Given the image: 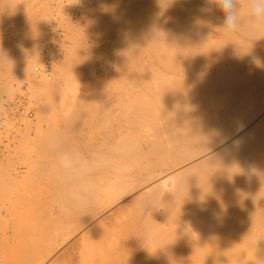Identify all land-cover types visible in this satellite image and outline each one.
Segmentation results:
<instances>
[{
    "label": "bare ground",
    "instance_id": "obj_1",
    "mask_svg": "<svg viewBox=\"0 0 264 264\" xmlns=\"http://www.w3.org/2000/svg\"><path fill=\"white\" fill-rule=\"evenodd\" d=\"M125 1H127V0H125ZM128 1L132 2V3H128V4H133L134 7L137 6L135 4H138L139 5L138 7H141L140 10H142V13L145 12L144 14H146V16L149 20V22H147V21L141 22L142 24H140L137 27L138 30L135 28L137 30L136 31L137 34H136L135 38H133V40L130 43L128 42V47H130L129 44L130 45L133 44V46L137 44V46H134V48L139 46L140 49H142L141 47L144 46V48H146V50H147L146 52H148V51L150 52V54H149L150 57L149 56H147V57H149L150 61H152L154 63L153 64L149 61L151 63V65L147 69L152 70V68H153L154 74H158V73L161 74L162 79L160 78V81H159V77L157 76L158 77V79H157L155 76L153 81H149L150 79L152 80L151 77L153 74L151 73L152 75H150L151 76L150 79L147 77L148 82L146 80H143L142 81L143 83L141 82L142 85L136 84L137 86H135V87L140 86L139 88H141V86H142L141 91L140 90L139 91L140 92L143 91L145 96L143 93H141V94H143L144 97L140 94H139V97H137L138 94L135 96V98L131 97L133 99H131L129 97L131 100L130 99H128V100L126 99V100L127 101L130 100L131 102L130 101L126 102V104H125L124 99H121L120 102L123 105H121L120 108L123 109V111L120 109L117 112V113H120L119 116H120L121 120L119 118V121H116V120H118V118H117L118 116H117L116 112L114 111L115 113H113L112 110H111L112 112H110V109H111V107H109L110 105L106 106V107H108L109 111L107 112L105 109L106 113L105 114L103 113V115L105 117V121H106V119L107 120L112 119L111 121H115L119 124V127H117L118 131L116 128L117 132L114 133V131H112L110 129L112 131L110 133H112V134H110V138H108V139H110L109 141H111V143L109 144V142L107 141L109 146L111 145L110 147L116 151L115 153L117 154V157L115 156L113 158V157H110L111 155L109 156L107 154L110 157L109 158L106 155V157L109 158L108 160H106V158H105L106 161H103V160L101 161L100 159H98L99 162L96 161L97 164H95V165L98 166L97 168L101 167L102 169H100V170H101V172H103L102 170H104L105 168L109 167V169H110V166L115 165L114 167H116V165H117L116 163H120L119 166H117V167L121 166L120 168L123 167L122 164H124V166L127 164L126 167H129V166L131 167V165L133 167V165L144 163V162H142L144 160L142 157L147 156V153L150 156L149 152L147 151L148 148L146 149V152H147L146 155L144 152L140 154V152L137 151V150H139V148L137 147L136 144L134 145L135 140L131 141L132 140L131 137L133 136V133H134V135H135V133L137 135V133L139 132V129H141V128L138 129V126L140 125V127H141V124L142 125L148 124L147 125L148 128L150 126H154V129L150 127L153 130V138L149 139L150 138L149 137L148 139L150 141L148 140V144H147V142L145 144L150 146V148H149V149H151L150 153H153L151 156L152 157L155 156L154 158H156V159H154V160L156 161V163L154 162V160L151 159L152 158L151 156L145 157L146 161L148 160L149 165L151 167L152 166L155 167L157 164L160 165L159 162L161 161V159L165 158V159H167L168 162L169 161L174 162L175 163V164L173 163L174 166L175 165L179 166L182 164H183V166L179 167L180 169H178L174 172L172 171L171 173L166 174L165 176H162V178L160 180L158 178L159 181H157V183L155 185L153 183V186H151V187L148 186V188L146 187V189H142L140 191V193L138 194V196H139V198H141L142 200H145L146 202L147 201L150 202V200L152 202L154 200H157V202H158V200H159V201H163L164 206L166 208H167L166 205H168V207H169L168 209H171V212L173 213V215L170 213V215H172V219H173L172 221H174V219L176 220V222L174 221L175 227H176V223L179 222V224H180V222L182 221L183 227H181V228L179 226H177V227L179 228L180 231L182 229L183 232L182 231L178 232V230L176 228L179 235L182 236L180 239L182 240V238H183V240H182L183 245H181V246H188V247L192 248L189 250L188 247H187V249H184V247L182 248L180 246L175 245L176 247H180L181 249L180 248H178V249L174 248V250L169 249V251H166L164 253V256L166 258L164 260L172 261L171 259H174V257H175L178 260L177 264H264V116L261 115L263 117L260 116L261 118H259L258 122H256L254 125H253L254 122L253 123L250 122V119L255 118L254 116L258 114V112H257V114L255 113L256 110L258 111L259 107H260V109L262 111V108H264V107H262V106H264V89H263L264 86H263V88H261L262 87V81L264 83V80L259 75V74H261L260 72H262V74L264 72V70L261 69L262 64L264 66V62H262L264 60H263V57H262V59L260 58L261 60H259V62H261V63H259L258 65H260V69L262 70L261 71L259 69V67L256 64H254V61H256V59L253 60L254 57L252 58V56L254 54L264 55V47L252 46V45H258V44L260 45L262 43L264 44V33L253 34V33L249 32V26L252 23V20H251L250 16L248 15L246 9L243 8L240 4L237 5L238 8H241L240 15L238 18L239 31L232 36H225L223 34V31H222V19H223L222 11L215 8L214 5H212L211 3L206 2V0H128ZM130 6L131 5H129V7ZM131 8H133V7H131ZM208 8H212L213 11H211V12L206 11V9H208ZM127 9L128 8H126V10ZM133 9H136V8H133ZM138 10H139V8H138ZM131 11H132V9H131ZM40 25H41V21H40ZM38 26H39V24H38ZM66 26H68V25H66ZM54 28H55V26H54ZM54 28H53V30H55ZM68 28H71V27L69 26ZM57 30H58V28H56V30L54 32L59 31V30L58 31ZM68 31H69V29H68ZM133 32H135V30ZM56 34H58V33H56ZM133 36H131V37H133ZM129 37L130 36H128V38H126V40L132 39ZM242 42H247L249 45L248 48H243L244 51L240 47V45L242 46ZM125 45H124V47H125ZM140 45H142V46L140 47ZM6 46H8V45H6ZM133 46H131V47L133 48ZM0 47H2V46H0ZM3 47L5 48V46H3ZM4 48L2 50V53L5 52ZM12 48L14 49L15 45ZM126 48H127V45L125 47V50H127V52L132 51V48H130L131 49L130 51ZM139 48L137 51L138 53H139ZM7 49H8V47H7ZM13 49H11V50H13ZM23 49L24 48H22V51H23ZM122 49L124 51V48H122ZM9 50L7 52L10 53L11 50L10 51ZM15 50L13 52L14 54L17 53L16 52L17 50L16 51ZM144 50H141L142 53H140V55L144 54L143 53V52H145ZM25 51H27V50H25ZM25 51L23 52L22 56H20V58L18 57L19 58L18 59V65H19L18 69H20V67H21L25 71L27 70L29 72L30 70H32V69H30V67H31L30 63L33 61V56H35V54L34 53H33L34 55L31 54L34 51H32V52L27 51V53H25ZM35 52H36V50H35ZM134 52H132V54ZM2 53L0 54V56H1L0 60L3 61V59H5V57H3ZM126 53H125V55H126ZM146 54L148 55V53H146ZM4 55H5V53H4ZM6 55L8 57L10 54L8 55V53H7ZM20 55H21V53H20ZM135 55H134V57H135ZM137 56H139V54H137ZM137 56L135 58H137ZM36 57H37V55H36ZM143 57H144V55H143ZM145 57H144V59L146 60L147 58H145ZM135 58H133V60ZM9 59H11V57ZM141 59H142V56L140 57V60ZM233 59H236V60H233ZM227 60H229V61L231 60V61H235V62L238 60L241 62V64L239 63L240 65H238V63H237V65H233L236 67L231 66V68L233 70L229 67V65L231 64V61L228 62V64L230 63L229 65L227 63H226L227 65H225V63H224V65L221 66L223 64L221 62H225ZM11 62L12 61H10V63ZM36 62H37V60H36ZM5 63L7 64L6 66H9L7 62H5ZM128 63H129V61H128ZM131 63L132 62H130V64ZM140 63H141V61H140ZM155 63H158V64H155ZM1 64H2V62H1ZM123 64H125V63H123ZM11 65L14 66L13 64H11ZM33 65L34 64H32V66ZM51 65H53V63ZM128 65H126V66H128ZM37 66L44 67L45 65L42 62H40L37 65H34L33 69H34L35 74H38V71L36 70ZM132 66H133V64H132ZM151 66H152V68H151ZM16 67H17V65H16ZM160 67L166 71H168V70L173 71L172 77H173V73H174V75H175L174 78L170 77L171 75H169L168 73H165L166 71L160 69ZM129 68H130V66H129ZM141 68L145 69L144 66ZM22 69H21V71H22ZM24 70H23V72H24ZM161 70H162V72L164 71V73H165L164 75H163V73L160 72ZM216 70H217V73L219 74V78H220V80L218 79L219 83L218 82L215 83V80L214 81L210 80L211 83L213 82L212 84H215V85L210 84L209 83L210 81H208V84L210 86H208L207 82H206L205 88L202 90V88L199 87L198 82H200L201 79L205 80V79H208L209 77H212L215 74ZM140 71H142V70L139 69V72ZM24 73H26V75H27V72H24ZM128 73H130V72H128ZM134 73L138 74L136 72H134ZM169 73L171 74V72H169ZM145 74L146 73H144L143 76H146ZM147 74H150V73L147 72ZM42 75H44V73ZM168 75H169V77H168ZM141 76H138V78ZM34 78H36V77H34ZM122 79H124V78H122ZM140 79L141 78H139L137 80H140ZM144 79H146V78H144ZM125 80H126V78H125ZM36 81H38V80H36ZM28 82H29V80H28ZM118 82H120V81H118ZM132 83H133V81H132ZM138 83H140V81ZM113 84H115V83H113ZM41 85L42 84L40 83V86ZM211 86H213V87H211ZM133 87H134V84H133ZM8 88H10V87H8ZM16 90H18V88ZM3 91H6V89ZM7 91H8V93L10 92L8 89H7ZM41 91H42V89H41ZM32 92L34 93L35 91H32ZM135 92L138 93V91H135ZM206 94L207 95H216L214 97H219V99H221L220 98L221 95L222 96L224 95L222 100L228 102L227 105L229 107L228 106L227 107L229 109H231L232 111H234V114H232L231 116L228 115L225 111L224 112L221 111L222 113L219 114V116L221 118L229 117L228 120L231 124L232 131L227 136H224L221 132H217V135H215L212 138L207 136V134H206L207 137L205 136L204 133L207 132V129L211 128L212 123L211 124H209V123L213 119V117H212V119L211 118L209 119V117H208V116L211 117V115L213 116V114L208 115L209 112H207L206 118H208V119H206L205 118L206 113H201L202 111L204 112V110L199 112V110H200L199 104H201L200 103L201 100L207 101L209 99L206 96ZM37 95H38V93H37ZM116 95H117V93H116ZM110 96H111V94H110ZM113 96H114V94H113ZM7 97H9V96H7ZM206 97H207V99H206ZM214 97L212 96L213 99H215ZM110 98H112V97H110ZM253 98H254V101L252 100ZM80 99L81 98L78 99L79 100L78 103H81ZM84 99H86V98H83L82 100H84ZM216 99H218V98H216ZM250 100L254 102V103L251 102L252 106L254 104L253 107L252 106L249 107V105H248V104H251L249 102ZM93 101L94 100L92 99V103H93ZM203 101H202V104H203ZM210 101H212V100L210 99ZM115 102H114L113 108L115 107V104L117 103V102L116 103ZM82 103H83V101H82ZM85 104H84L85 108L89 107V105L86 107ZM156 104L158 106H156ZM118 105H120V104H118ZM74 106H76V104ZM74 106L72 109V111L74 110L73 116H71L73 119H74V116L79 112V110L81 111L80 107L82 105H77L75 107V109H74ZM98 108L95 107V109H97V110H98ZM212 109L213 108L211 107L209 110H212ZM214 109H213L212 113L215 112ZM162 110H163V112H162L163 114H161ZM240 111H243L245 114L248 115V118H250L249 122L251 123L252 126H249L248 129L245 127L246 124L248 123V120H246L247 121V123H246V121H243L242 119L240 120L239 117L237 116V113ZM87 112H88V110H87ZM98 112L99 111H97V113ZM101 113H102V111H101ZM101 113H100V116L98 115V117H102L104 119V117L102 116ZM2 114H4V113H2ZM35 114H37V113L34 112V115ZM92 114H93V111H92ZM69 115H68V117H69ZM80 115H81V113H80ZM85 115H87V114H85ZM258 115H257V117H258ZM77 116H78V114H77ZM83 116L84 115L82 114V117ZM94 116H95V114H94ZM113 116H117V117H113ZM203 117L208 121V123H205V122L203 123L200 121V123L203 124V125H200L199 120L204 119ZM28 118L30 119L31 117H28ZM95 118H97V116H95ZM68 119H70V118H68ZM75 119H77V117H75ZM81 119H84V118H81ZM87 119L88 120L84 119V121H86V122H83V120H80V117H79V120H77L79 122L81 121V123L83 122L84 125L88 126L87 130L84 128V130H86L84 132H81L82 129H79V127L77 129L78 125L76 126V128L74 126V128H72V129L70 127L72 124L70 125L68 123L70 126H68V125H66V126H68V128L70 127L71 131L69 132V134L72 132L71 135L75 139V142L81 141L82 143H84V141H85L86 143H84V144H86L87 148L89 149L87 151H90V150L92 151V149L94 148L95 145L93 146V148H91L92 146L90 143H93V142H90V141H92L91 139H93V141L98 140L96 138L94 139V137H93V135H94L93 133H97L96 131H94L95 130L94 128L97 126V125H95V122H98V121L93 120V119L89 120V118H87ZM103 119H101V120L103 121ZM205 119H204V121H205ZM74 120L72 122L73 125H74ZM98 120L101 121L100 119H98ZM123 121H126V122H124V123H126V125L123 123ZM100 123L101 122H98L97 124L100 125ZM105 123L106 122H104L103 124H105ZM27 124H28V122H27ZM107 124H108V122H107ZM109 124H111V122ZM102 125L100 127H102ZM207 125H210V126H208L209 128L207 127ZM79 126H80V124H79ZM81 126H82V124H81ZM100 127L96 128V129H99ZM106 127H107V125H106ZM18 128H20V127H18ZM102 128L100 130H102ZM144 128H147V127H144ZM63 129H67V127L63 128ZM106 130H107L106 133L108 134L110 130H108V129H106ZM100 132L102 134V131H100ZM65 133L66 132L61 133V136L65 135ZM148 133H149V136H150V134L152 135L151 130ZM99 134H98V136H100ZM45 135H47V134H45ZM45 135H43L42 137L43 138L46 137ZM50 135H51V133H50ZM58 135L59 134H57L54 138L56 139V137H58ZM66 135H67V133H66ZM61 136H59V137H61ZM115 136H117V137H115ZM140 136H141V134H140ZM62 137H64V136H62ZM95 137H96V134H95ZM144 137H146L145 134H144ZM61 138L59 140L60 144L64 141L63 138H62L63 141H61ZM115 138H116V141H115ZM55 139H54V141H55ZM46 140H47V138H46ZM66 140H67V138H66ZM40 141L43 142V140H40ZM51 141H47V142H51ZM59 141L58 142L56 141V142L59 143ZM42 142H39L38 144L41 145ZM56 142H54V143H56ZM130 142H132V144ZM220 142H223V143L221 145L219 144L220 146L218 145L219 148H215V147H217L215 145H217ZM51 143H52V145L54 144L53 142H51ZM51 143H50V145L49 144L48 145L51 146ZM57 143L55 144L56 146L50 147L52 154L49 153L50 150H49L48 145L46 144L47 145V147H46V145L43 143L44 147L48 148V149H46V151L49 150V152L47 151V153L43 154L44 156H46L45 158H48L47 157L48 155H46L48 153H49V158L51 157L50 154L53 155L54 157H55V154H56V156L58 155L59 157H61V156L63 157V155L65 156V151L63 150L64 146L59 144L60 146H62V149H61V147H59V145ZM99 143L97 145H99ZM103 144L105 145V143H103ZM108 144H106V145L108 146ZM57 145H58V147H57ZM63 145H65V144H63ZM102 145L101 146L99 145V146L94 148L93 153L94 154L98 153L95 156L99 155V153H101V151L103 150ZM140 146H142V145H140ZM75 147H76V145H75ZM65 148H67V147L65 146ZM71 148H72L71 150L73 152L69 151L70 150V147H69L68 148L69 150H66L68 152L66 154H71V153L74 154V152H76V150L73 147H71ZM41 150H42V152H44L43 148ZM61 150H63V153ZM107 150L111 151V153H112V150H110V148L109 149L106 148V151ZM60 152L63 155L60 154ZM137 152L140 155H137ZM76 153L74 154V158H72L73 160H75V158L77 157ZM202 153L203 154L205 153V155L202 156ZM116 154H113V155H116ZM200 154L202 156L201 158H200V156H198ZM43 155H41V156H43ZM41 156L39 155V158ZM58 156H57V158H59ZM86 158L84 157V161L80 162V164L77 163L79 161L77 160L78 158H76L75 161H77V162H74V164L72 163L73 165L71 164L72 159L70 161L69 160L66 161L68 158L65 161H64V159L61 160L64 162V164H62L60 160H59L60 161L59 163L57 162L58 164L56 162H54L53 164L52 163L50 164L49 163V162H51L50 160L48 163H47L48 160L43 161V164H42V162L40 164L36 162L37 165L39 164L40 168H38L39 166H36V164H34L33 159H30V161H33L32 162L33 165L32 164L28 165L30 167V169H31V166H33V167L36 166L35 168H37L36 171L33 172L34 177L38 171L44 172V173L41 172L42 176L44 174H46V175L49 174V175H47V180L51 181L52 184L53 183L55 184L54 185L55 187L53 186L55 189H52V191H54V192L56 191V194L60 191L58 189L60 186L58 187V185L63 184L64 182H66L67 185L70 184L69 188L67 187V185H65V187L63 186L64 188L61 187L63 190H65L62 192H66L67 190L65 188L67 187V189L69 190L68 193H70V194H68V193H67V195L65 193H62L63 195L60 193L57 194V196L60 195L59 197H62V199L58 198L59 200H57V201L60 203L61 202L60 200H64L63 202L65 205V208L69 207L68 209L70 210L73 207V211H71L72 209L70 210L72 213L70 211H68L71 213V214L69 213L68 215H66L68 218L65 217L66 218L65 219L64 218L65 215L62 217L63 219L60 218L61 222H59L60 221L59 217L58 218L56 217V220L57 219L58 220L56 222H53L52 226L49 228L48 231H46L44 233L42 232L43 234L38 235V236L34 234L33 236H35L34 237L35 239L33 238L32 241H30V242L27 241L24 244V245H26L25 247L17 248L13 251H10V252H12V255H11L12 258H10V261L12 262V260H14L12 263L9 262L10 264H41V263H43L45 260H47L55 252V250L60 245L65 243L67 238L70 236V234L73 233V232L69 233L68 235L66 234V237L64 236L65 232L61 231L58 234L59 230H64L63 225L64 226L67 225V224H62V223L69 221V222L73 223V224L70 223L72 225V227H73V225L77 224L75 226V228L77 229V228H81V227L86 226L94 218V216H96V214H97L96 212H97L98 208H97V206H94L93 202L91 204H90V202L92 201V198L95 199V196L97 193V190L95 191V189H97V187L101 189V186L97 185L98 184L97 181L100 178L97 179V177H99V175L95 179V176L93 177L92 174L91 175L87 174L89 172L90 173L92 172L91 171L92 169L90 170V168H89L90 171H88L87 173L85 172V171H87L85 169L90 167L89 163H87L88 165L85 167H84V165L81 166L85 161L87 162V160H85ZM99 158H102V157L99 156ZM90 159H93V158H90ZM157 159H159L160 161ZM37 161H38V159H37ZM80 161H81V159H80ZM116 161H118V162H116ZM96 162L93 161V163L91 162V164L94 165V163H96ZM163 162H165V161L163 160ZM66 164H71L70 168L72 167L71 171H72L73 176H72V174L71 175L69 174V175H66L63 177L64 174H67L70 172L69 168L68 169L65 168V167H69ZM168 164H170V163H168ZM214 165H215V167L213 169L210 168L211 170H209V172L214 170V169H215L214 171H216V172L213 171L214 173L210 172L211 173V174L209 173L210 175L207 174V172H208L207 169H209L210 166H214ZM79 166H81L82 169H79L80 168ZM166 166H167V164H166ZM76 167H79V168H76ZM126 167L124 168L125 170H126ZM140 167H143V165L142 166L140 165ZM120 168H117L119 173H121V171H119ZM95 169H96V167H95ZM117 169L115 168L114 170H117ZM28 170H29V168H28ZM121 170H123V169H121ZM195 171H197L196 172L197 174L195 173ZM107 172H108V169H107ZM118 172L114 173V175L115 174L117 175ZM199 172L202 174H200ZM41 173L38 172V174H40L39 175L40 177H42ZM109 173H111V171ZM50 174L52 177L50 176ZM60 174H63V175H60ZM16 175H18V174H16ZM116 175H115V177H117V179H118L119 175H117V176ZM146 175H144V176L147 177V179H148V177L150 178L149 175L148 176H146ZM162 175H164V173ZM39 176H36V177H39ZM67 176H68V178H67ZM69 176H71V177L69 178ZM130 176H133V175H130ZM115 177L113 178L115 183L113 180H109L108 181L109 184L121 183L120 182L121 177L119 178L120 181L117 183H116L117 179L115 180ZM10 178H11V176H10ZM45 178H46V176H45ZM93 178H94V181L95 180H97V181L94 182ZM108 178H106V179L108 180ZM151 178H154V177L151 176ZM88 180L91 182H89ZM107 180H106V182H107ZM145 180H146V178L144 179V181ZM152 180L153 179H151V181ZM19 181H20V179H19ZM43 181H45V180L43 179ZM82 181L83 182L86 181V183L89 182L88 184H90V185L87 184L88 185V187H87V185L85 186L86 183L83 184ZM104 181H105V179H104ZM168 181H172V184H169ZM17 182H18V180H17ZM58 182H60V184H57ZM68 182H69V184H68ZM101 182H103V178H102ZM8 183L11 184L12 182L8 181ZM48 183L50 184V182H48ZM122 183H123V181H122ZM12 184H13V186H15L16 183H12ZM101 184L99 182V185H101ZM103 184H102V186L104 187ZM1 185H2V183H1ZM106 185L104 187L105 189L107 187ZM94 186H96V187H94ZM51 187L52 186H50V188ZM101 190L103 191V189H101ZM51 194H53V193H51ZM56 194H53V195H56ZM49 195H50V193H49ZM49 195H47V196L49 197ZM101 197H102V192H101V194L99 193V195L96 196V198H98V200ZM68 198H70V199H68ZM53 199H55V198H53ZM0 200H2V199H0ZM102 201H103V199H102ZM105 201L106 200L104 199V203L103 202L102 203L105 204ZM11 202H13V201H11ZM11 202L9 201V203H11ZM58 202H55V203H58ZM63 202L61 203L62 206H60L61 207L60 209H65ZM67 202L72 207L68 206ZM149 202H147V203H149ZM152 202H151V204H152ZM57 205H60V204H57ZM1 207L5 208L6 212L8 211L7 206H5V204H2V202H1ZM1 207H0V209H1ZM66 210L67 209H65V211ZM100 211H101V209H100ZM68 212L66 211V213H68ZM62 220H65V221H62ZM69 222H68V224H69ZM4 223H5V220H4ZM100 223H101V221H100ZM173 224H171V225L173 226ZM171 225H170V227H172ZM5 226L6 227L3 229V231L5 230L4 232H6L8 230L7 228H9L8 225H5ZM73 229H74V227L72 228V230ZM165 229H167V227ZM158 230H160V229H158ZM92 231H94V228H89L86 231H84L83 232V237H84L83 239H85V240L89 239L88 236L92 233ZM161 231H162V233L165 232L163 230H161ZM61 233H62V236L60 237L61 239H59V237L57 239L56 238L57 234L60 236ZM178 233H176L175 235H178ZM180 233H182V234H180ZM14 234H16V233H14ZM165 234H166V232H165ZM171 234H173V233H171ZM0 235L2 236L3 234L0 233ZM9 235L11 236V234H9ZM167 235H168V237H167L168 241H164L165 243H162V244L160 243V245L165 246L166 243H169L168 245L173 246L171 244H174L175 236L170 235V234H167ZM179 235H178V238L176 236V238H177L176 243L178 242V240H180ZM13 236H16V235H13ZM36 236L38 237L37 239H36ZM169 236L170 237L173 236V237L170 238V240H169ZM2 237L5 238L4 236H2ZM2 237L0 238L1 240H2ZM164 237H163V239H166ZM5 239L7 240V235H6ZM12 240H14V237L12 238ZM83 242H84V240H83ZM76 243L77 242H73L71 245L67 244L68 246H65L66 249H64L63 252L64 253L68 252L70 249H72V247H74V245L76 246ZM166 247H164V248H166ZM165 254H167V255H165ZM166 256H168V257H166ZM95 259H97V258H95ZM56 261L58 262L59 260H56ZM173 261H175V260H173ZM51 264H53V263H51ZM173 264H175V263H173Z\"/></svg>",
    "mask_w": 264,
    "mask_h": 264
},
{
    "label": "rangeland",
    "instance_id": "obj_2",
    "mask_svg": "<svg viewBox=\"0 0 264 264\" xmlns=\"http://www.w3.org/2000/svg\"><path fill=\"white\" fill-rule=\"evenodd\" d=\"M128 3H132V2H129L128 0L127 1H125V0H0V46H2V47L5 46V48L3 47L5 50V52L3 51L5 53V55H4V53H2L3 48L0 47V54L2 53L3 57H5V59H3V61L0 60L2 62V64L4 65L3 66L0 62V108L2 109V110L0 109V118L3 115L2 113H4L6 110L4 108L5 100L11 99V97L13 98L18 92H22V91L27 92L28 97H29V102H30L29 104L35 110L34 112L37 113L34 116H32L30 119L26 117L27 119L26 118L24 119L25 120L24 126H22L20 128L17 127L15 131H13V132L6 131L4 133V135H1V133H0V165H1L0 166V186H1L0 187L1 188L0 189V199H2V200H0V207H1V202H2V204H5V206H7V208H8L7 212H6L5 208H3V207H1V209H0V233L3 234L2 236H4L5 238L7 235V240L0 235L2 237V240L0 239V241H1L0 242V264H10L9 263V262H11L10 258H12V256H11L12 252H10V251H13L17 248L25 247L26 245H24V244L27 241L28 242L32 241V239L35 237V236H33L34 234L38 236V235H41L44 232L48 231L49 228L52 226L53 222H56L58 220V219L56 220V217L57 218L59 217V219H60L65 215L64 218L65 217L68 218L66 215H68L71 211H73V207L71 205H69L68 202H67V205L72 207L71 208L72 210L70 209L71 211L68 209L69 207L65 208V205L63 202L64 200H60L61 201L60 203L57 201L60 198L62 199V197H59L60 195L57 196V194L65 193L67 195V193L69 192V190L67 189V187L69 188V185H70L69 182H68L69 185H67L66 182H64L63 184H60V182H58L57 184H60V185H58V187L60 186L58 189L61 192L58 190L59 192L56 194V191L55 192L52 191V189H55L54 188L55 184L54 183L52 184L51 181L47 180V175H49V174H47V175L44 174L46 176V178H45L44 175H43L44 177L42 176V173H44V172L38 171L39 170L38 169L37 170L38 172H40V173L42 172L41 173L42 177L39 176L40 174H38V172L37 173L35 172L36 174L34 177L33 172L36 171V169H37L35 167L39 166V164L41 162L43 164V161H45V160L46 161L48 160L47 163L50 160L51 161V162H49L50 164L51 163L53 164L54 162L59 163L62 159H64V161H65L67 158L68 159L66 161H68V160L70 161L72 158H74V154L76 152H77L76 158H78L77 160L79 162L75 161L76 160V158H75V160H73V159L71 160L72 161L71 164L72 163L74 164V162H77L80 164V162L84 161V157L85 158L87 157L85 159V160H87V162L85 161L86 163L84 162L81 166L84 165V167H85L88 165L87 163H89L90 167L85 169L87 171H85V170L84 171L87 173L88 171H90L92 169L91 170L92 172L91 173L89 172L87 174H89V175L92 174L93 177L95 176V179L99 175V177H97V179L98 178H100V179H98V181L97 180L94 181V178H93V181L94 182L97 181L98 182L97 185L101 186V189H103V191L98 187H97V189H95V191L97 190V193H98V194L96 193V196L99 195V193L101 194V192H102V197L98 200V198L101 195L98 198H96V196H95V199L92 198V201L90 202V204L93 202L94 206H97V208H98V210L96 212L97 214H96V216H94V218L86 226L81 227V228L76 229L75 228V226L77 225L76 224V225H73L74 229L72 230L73 227L71 224H73V223H71L69 221L62 223V224H67V225H65V226L63 225L64 230H59L58 234L61 231L65 232L64 236L66 237V234L68 235L69 233H72V232L73 233L70 234V236L67 238L65 243L60 245L55 250V252L47 260H45L41 264H51V263H53V264H165V263L166 264H168V263L169 264L170 263L171 264H173V263L177 264L178 260L175 257H174V259H171L172 261L175 260L173 262L170 260H164V259H166L164 256V253L166 251H169V249L174 250V248L178 249L180 247H182V248L184 247V249H187V247H188V246H181V245H183V242H182L183 238H182V240L180 239L182 236H180L178 232H181V231L183 232V230L181 229V231H180L177 226H179L180 228L183 227L182 221L180 222V224H179V222L176 223V227H175L174 221L176 222V220L174 219V221H172L173 220L172 219L173 213L171 212V209H168L169 208L168 205H166L167 206V208H166L164 206L163 201H159V200H158L159 203L157 202V200H154L153 202L150 200V202L147 201V202H149V203H147L145 200H142L138 196V194L140 193V191L142 189H146V187L148 188V186L149 187L153 186V183L155 185L157 183V181H159L162 178V176H165L166 174H169L172 171L174 172V171L180 169L179 167L183 166V164L182 165L178 164L179 166H177V165L174 166V164H175L174 162H170V161L168 162L167 159H165V158L161 159V161L159 159H157L161 162V163L159 162V164L161 166L157 164L155 167H153V166L151 167L149 165L148 160L146 161L145 157L149 156L148 153L146 152V149L148 148L147 151L149 152L150 156L153 154V153H150L151 149H149L150 146H148L147 144H148V140L153 138V130L151 128L154 129V126H150L151 128L150 127L148 128V126H147L148 124L147 125L141 124V127H140V125L138 126V129L141 128V129H139L140 133L138 132L137 135H136V133L134 135V133L132 132L133 136L132 135H131L132 137L130 136L132 139L131 141L135 140L134 145L136 144L137 147L139 148V150H137V151L140 152V154L144 152L146 155V153H147V156L142 157L144 159L142 162H144V163L133 165V167L131 165V167L129 166L131 169L129 167H126L127 164L124 166V164H122V163H121L123 166L122 168H120L121 166L117 167V166H119L120 163H116L117 164L116 167H114L115 165L110 166L111 170L109 169V167L105 168V169L103 168L104 169V170H102L103 172H101V170H100V169H102L101 167L97 168L98 166L95 165V164H97V162H99L98 159H100L101 161L102 160L106 161L110 157H113V158L115 156L117 157V154L115 153L116 151L110 147L111 145L109 146L111 141H109L110 139H108V138H110V134H112L110 132L114 131V133H115L118 131L117 127H119V124L115 121H111L112 119H110V120L106 119V121H105V117H104L103 113L105 114L106 111L107 112L109 111L108 107H106V106L110 105L109 106V107H111V109L109 108L110 112H112V111H113V113L116 112L118 117L117 116H113V117H117L118 120H116V121H119L120 113H117V112L121 109L120 108L121 105H123L120 102L121 99H124L125 104H126V102H129L131 99H133L131 97L135 98V96L137 94H138L137 97H139V94L143 96V94H144L143 91L140 92L142 89V86H141V88H139L140 86H138V87H135V86L140 85V84L142 85L143 80H146L148 82L147 77L150 79V77H151L150 75H152V74H153L151 77L152 80L150 79L149 81H153L155 76L157 79L159 77V81H160V78L162 79L161 74H159V73L154 74L152 66H151L152 70L147 69L150 67L151 63H153V62L150 61V59H149L150 52L149 51L146 52L147 50H146V48H144V46L140 45V47L142 46L141 47L142 49H140L139 46L134 48V46H137V44L134 46H133V44L132 45L129 44L130 47H128V42L130 43L133 40V38H135V36L137 34L136 31L138 30L137 27L140 24H142L141 22H145V21L149 22L146 14H144L145 12L143 11L144 13H142V10H140L141 7H138L139 6L138 4H135L137 6L134 7L133 4H128ZM129 5H131V6L129 7ZM131 7L136 8V9H133ZM126 8H128V9L126 10ZM138 8H139V10H138ZM131 9H132V11H131ZM40 21H41V25H40ZM38 24H39V26H38ZM66 25H68V26H66ZM54 26H55V28H54ZM69 26L71 28H68ZM53 28L55 30H56V28H58L59 31L57 30L58 32H54L55 30H53ZM68 29H69V31H68ZM134 30H135V32H133ZM56 33H58V34H56ZM128 36H130L129 38H132V39L126 40V38H128ZM131 36H133V37H131ZM125 44L127 45L126 49H128L129 51L131 50L130 48H132L131 46H133L132 51L127 52V50H125V47H126ZM6 45H8V46H6ZM14 45H15V48L13 49L12 47H14ZM124 45H125V47H124ZM248 46L249 45L247 42H242V46L240 45V47L242 49L248 48ZM252 46L264 47V44L262 43L260 45L258 44V45H252ZM7 47H8V49H7ZM22 48H24L23 51H22ZM122 48H124L125 52L123 51ZM138 48H139V53L137 52ZM9 49L10 50L13 49V50H11L12 52ZM8 50L10 51V53L7 52ZM14 50L17 53L14 54L13 53ZM25 50L30 51V52L34 51L31 54L32 55L35 54V56H33V61L30 63V66H31L30 69H32V70H30L29 72L27 70L25 71L21 67H20V69H18L19 68L18 59L20 58V56H22V54ZM35 50H36V52H35ZM141 50H144L145 52H143L144 54L140 55V53H142ZM27 51H25V53H27ZM46 51H49V53H50V58L48 57L50 74H46V73H44V75H42L43 73L35 74L33 66L39 64L40 62L44 63L43 55L45 53H47ZM243 51H244V49H243ZM6 52L8 53V55L10 54L8 57L6 55L7 54ZM132 52H134L136 55L134 53L132 54ZM20 53H21V55H20ZM125 53H126V55H125ZM146 53H148V55ZM137 54H139L140 57L142 56L141 60H140V57L137 56ZM36 55H37V57H36ZM134 55H135V57L137 56V58H135ZM143 55H144V57L146 56L145 58H147L148 60L147 59L145 60ZM147 56H149V57H147ZM10 57H11V59H9ZM262 57L264 60V55L254 54L252 56L253 60L256 59V61H254V64H256L259 67V69H260V65H258V64L261 63V62H259V60H261ZM133 58H135V59L133 60ZM138 59L141 61L142 64L140 63V61ZM36 60H37V62H36ZM127 60L129 61V63ZM233 60H236V59H233ZM10 61H12V62L10 63ZM230 61L227 60L225 62H221L223 64L222 65L220 64V65L223 66L224 63H225V65H227L228 62H230ZM237 61L236 62L231 61V64L230 63H229L230 65L228 64L229 67L231 68V66L237 65V63H238V65H240L241 62L240 61L237 62ZM5 62H7L9 66H6L7 64ZM51 62L53 63V65H51L52 64ZM130 62H132V63L130 64ZM262 62H264V61H262ZM123 63H125V64H123ZM11 64H13L14 66H12ZM32 64H34V65L32 66ZM132 64H133V66H132ZM155 64H158V63H155ZM16 65H17V67H16ZM126 65H128V66H126ZM142 65L144 66L145 69L141 68V67H143ZM129 66H130V68H129ZM233 67H236V66H233ZM263 67L264 66L262 64L261 69L264 70ZM21 69H22V71H21ZM139 69H141L142 71L139 72ZM160 69L164 70L161 67H160ZM23 70H24V72H27V75H26V73L23 72ZM162 70L160 72L163 73V75L165 73H168L169 75H171L170 77H172L173 71L164 70V71H166L164 73V71L162 72ZM128 72H130V73H128ZM134 72H136L138 74H135ZM143 72L146 73L145 74L146 76H143V74H144ZM147 72L150 74H147ZM169 72H171V74ZM260 73H261V74H259L260 77H262V79L264 80V78H263L264 72H263V74H262V72H260ZM169 75H168V77H169ZM138 76H141V77H139V78H141L140 80H137V79H139ZM174 76L175 75L173 73L172 78H174ZM34 77H36V78H34ZM122 78H124V79H122ZM125 78H126V80H125ZM144 78H146V79H144ZM218 79L220 80L219 74L217 73V70H216L215 74L212 77H209L208 79H205V80L201 79L200 82H198V85L203 90L205 88L206 82H207V85L210 86L208 84V81H210V80L214 81L215 80V83H217V82L219 83ZM28 80H29V82H28ZM36 80H38V81H36ZM118 81H120V82H118ZM132 81H133V83H132ZM139 81H140V83H138ZM211 81L209 82L210 84L213 83V82L211 83ZM40 83L42 84L41 86L43 88L40 86ZM113 83H115V84H113ZM133 84H134V87H133ZM212 85H215V84H212ZM263 86H264V83L262 81V87L261 88H263ZM8 87H10V88H8ZM211 87H213V86H211ZM4 88L6 89V91H3V90H5ZM17 88H18V90L19 89L20 90L19 91L16 90ZM7 89L10 91L9 93H8ZM41 89H42V91H41ZM31 90L35 91V92L33 93ZM135 91H138V93H136ZM37 93H38V95H37ZM116 93H117V95H116ZM141 93H143V94H141ZM110 94H111V96H110ZM113 94H114V96H113ZM7 96H9L10 98ZM144 96H145V94H144ZM206 96L209 98L208 99L209 101L205 100L206 101L205 102V101L201 100V102H200L201 104H199V109H200L199 112L204 110V112L202 111L201 113H206L205 118L207 117V112H209L208 115L213 114V116L211 115V117L210 116H208V117H209V119L210 118L212 119V117H213L212 121L214 123L212 121L209 123V124L212 123L211 128L208 127L210 125H207V127L209 129H207V132L204 133L205 136L207 134V136L212 138L215 135H217V132H221L224 136H227L232 131L231 124L228 120L229 117L221 118L219 116V114L222 113L221 111H223V112L225 111L228 115L231 116L232 114H234V111H232L231 109L228 108L229 107L227 105L228 102L222 100L224 95L223 96L221 95V97H220L221 99H219V97H214L216 95H207L206 94ZM212 96L215 99H213ZM110 97H112V98H110ZM207 97H206V99H207ZM79 98H81L80 99L81 103H82V101H83V103L85 102L86 103V104L84 103L85 106L87 107L89 105L90 108L89 107L85 108L83 103L82 104L78 103ZM83 98H86V99H84L85 101L82 100ZM216 98H218L219 100ZM92 99L94 100L93 103H92ZM104 99L105 100L107 99V100L105 101ZM126 99L127 100L130 99V100L127 101ZM210 99L212 101H210ZM252 100L254 101V98ZM113 101L114 102L116 101L120 105H118L115 102L116 104H115V107L113 108V105H114ZM202 101H203V104H202ZM253 101L250 100L249 102L254 103ZM74 103L76 104V106L82 105L84 107V108L82 106L80 107L82 112L80 110H79V112L81 113V115L78 112L77 113L78 116H77V114L74 116V119H75V117H77V119H75V120L71 117V116H73L74 110L72 111V109H73V106L75 105ZM252 103L248 104L249 107L252 106ZM76 106H74V109ZM156 106H158V105L156 104ZM253 106H254V104H253ZM95 107L96 108L99 107L100 109L98 108V110H97V109H95ZM211 107L213 109L215 108L214 113H212L213 109L209 110ZM262 107H264V106H262ZM105 109H106V111H105ZM87 110H88V112H87ZM121 110L123 111V109H121ZM92 111H93V114H92ZM97 111H99L98 112L99 114L97 113ZM101 111H102V113H101ZM262 111L259 107V110L258 111L256 110V112H255L256 114L258 112V114H259V115L257 114L258 117H257V115H255L254 116L255 118H251V119L248 118V115L245 114L243 111L238 112L237 116L239 117L240 120L241 119L243 121L248 120L249 124L246 121L247 124L245 126L248 129L249 126H252L251 123L254 122L253 123V125H254L256 122H258L259 118L264 116V108H262ZM162 112H163V110L161 111V114H163ZM100 113L102 114L104 119L102 117H98V115L100 116ZM82 114L84 115L83 117H82ZM85 114H87L88 116ZM94 114H95V116H97V118H95ZM68 115H69V117H68ZM261 115H263V116H261ZM79 117H80V120H83V122H86V121H84V119L88 120L87 118H89V120L93 119V120H97L98 122H101L100 125L97 124L98 122H95V125H97L98 127H100L104 122H106L105 124L107 125V127L105 124H103L102 125L103 128L100 127L99 129H96V128H98L97 126L94 128L95 129L94 131H96L97 133L98 132L100 133V134L98 133L100 136H98L97 133H93L94 139L96 138L98 140H94L95 141L94 142L93 139L90 138L92 140L90 142H93V143H90L92 146V147L90 146L91 148H93L94 145H95L94 146V148H95L99 145L101 146L103 143H105V145H106L109 142V144H108L109 147L107 145H106L107 146L106 147L104 144L102 145L103 150L97 156H95V155L98 153H95V154L93 153L94 148L92 149V151L91 150L87 151L89 149L87 148V145L84 144V143H86L85 141H84V143H82L81 141H80L81 143L75 142V139L71 135L72 132L69 134V132L71 131L70 127H71V129L74 128V126L76 128L77 125H78L77 129H78V127H79V129H82L81 132H84L87 130L88 126L84 125L83 122L81 123V121L80 122L77 121V120H79ZM68 118H70V119H68ZM81 118H84V119H81ZM98 119H100V120L103 119V121L102 120L99 121ZM204 119L199 120V123H200V121L203 123L204 122L208 123V121L206 120L208 118H206L205 121H204ZM249 119H250L251 123L249 122ZM73 120H74V125L72 123ZM120 120H121V118H120ZM27 122H28V124H27ZM107 122H108V124H107ZM110 122H111V124H109ZM124 122H126V121H123V123ZM68 123L70 125L71 124L72 125L70 126ZM79 124H80V126H79ZM81 124H82V126H81ZM124 124L126 125V123H124ZM66 125H68L70 127L68 128V126H66ZM200 125H203V124L200 123ZM66 127H67V129H63ZM144 127H147V128H144ZM84 128L86 130H84ZM101 128H102V130H100ZM116 128H117V131H116ZM106 129L112 130V131L111 130L109 131V133H108L109 135L106 133V131H107ZM149 129L151 130V133H152V135L150 134V136L148 133V132H150ZM99 130L102 131V134ZM63 132L67 133V135L65 133L66 136L62 135L64 137L61 136V133H63ZM50 133H51V135H50ZM56 133L59 135L55 139L54 137L57 135ZM45 134H47V135H45ZM95 134H96V137H95ZM140 134L142 137L140 136ZM144 134L146 137H144ZM43 135H45L46 137L43 138L42 137ZM59 136H61L64 139V141ZM115 137H117V136H115ZM137 137L138 138L140 137V138L138 139ZM46 138H47V140H46ZM60 138H61V141H63L61 144L59 141ZM66 138H67V140H66ZM54 139H55V141H54ZM40 140H43V142ZM38 141L42 142L41 145L38 144L39 143ZM47 141H51L53 143L56 141L57 142L59 141V143H57V142L56 143L58 145L60 144V145L64 146L63 150L65 151V156L62 154L63 150H61L62 153L60 152V154H62L63 157L62 156L59 157L57 155L60 159L57 158L56 154H55L56 158L53 155H51L52 152H51L50 147L56 146L55 145L56 143H54L52 145L51 142H47ZM115 141H116V138H115ZM146 142H147V144H145ZM43 143L45 145L46 144L50 145V143H51V146L48 145L50 152H49V150H47L49 153H51L50 158H49V153L46 154V155H48L47 156L48 158H45L46 156L43 155L44 153H47L46 149H48V148H46L47 145H46V147H44ZM98 143H99V145H97ZM130 143L132 144V142H130ZM222 143L223 142H220L217 145H215V146H217L215 148H219V146ZM63 144H65V145H63ZM58 145H57V147H58ZM60 145H59V147H61V149H62V146H60ZM75 145H76V147H75ZM140 145H142V146H140ZM65 146L67 148H65ZM69 147H70V150L68 149ZM71 147H73L76 150V152H74V154L73 153L66 154V153H68L66 150L73 152L71 150L72 149ZM42 148H43L44 152H42V150H41ZM106 148H108V149L110 148V150H112V153H111V151H108V150L106 151ZM138 152H137V155H140V154H138ZM107 154L109 156L110 155L111 156L109 157ZM113 154H116V155H113ZM39 155L40 156L43 155V156H41L39 158ZM106 155L109 158L106 157ZM204 155H205V153L204 154L202 153V156H204ZM99 156H101L102 158H99ZM198 156H200V158L202 157L201 154ZM154 157H152L151 159L152 160L156 159ZM90 158H93V159H90ZM105 158H106V160H105ZM30 159H33L34 164H36V162L39 164L38 165L36 164V166H34V167L31 166V169H30V167L28 165H30V164L33 165V163H32L33 161H30ZM37 159H38V161H37ZM80 159H81V161H80ZM163 160L165 162H163ZM93 161L94 162L97 161V162L94 163V165H93V164H91V162L93 163ZM116 162H118V161H116ZM154 162L156 163L155 160H154ZM61 163L64 164L63 161H61ZM165 163L167 164V166ZM168 163H170V164H168ZM71 164H66L69 167L64 166L66 169L69 168L70 172L67 174H64V175L63 174H60V175H63V177L66 175H69V174L71 175L72 174V171H71L72 167L70 168ZM140 165L141 166L143 165V167H140ZM81 166H79L80 168L79 167H76V168L82 169ZM95 167H96V169H95ZM125 167H126V170L124 169ZM214 167H215V165L210 166L209 169H207V171H208L207 174H209L210 172H212V173L216 172V171H214L215 169L209 172V170H211L210 168L213 169ZM28 168L30 171L28 170ZM38 168H40V166ZM89 168H90V170H89ZM113 168L114 169L120 168L119 171H121V173L118 172V169L114 170ZM107 169H108V172H107ZM121 169H123V170H121ZM110 171H111V173H109ZM116 171L118 172L117 175H119L118 179H117V177H115L116 174L114 175V173H117ZM196 172L197 171H195V173ZM161 173L162 174L164 173V175H162ZM16 174H18V175H16ZM200 174H202V173H200ZM130 175H133V176H130ZM144 175H146V176L149 175L150 178L148 177V179H147V177H145ZM10 176H11V178H10ZM36 176H39L40 178L36 177ZM50 176H51V174H50ZM72 176H73V174H72ZM151 176L154 178H151ZM70 177L71 176H69V178ZM114 177H115V180L117 179L116 183L119 182L120 180H121L120 181L121 183L109 184L108 181L109 180L114 181V179H113ZM42 178L46 182L43 181ZM67 178H68V176H67ZM102 178H103V182H101ZM106 178H108V180ZM119 178H120V180H119ZM145 178H146V180L144 181ZM158 178H159V180H158ZM19 179H20V181H19ZM104 179H105V181H104ZM151 179H153V180L151 181ZM17 180H18V182H17ZM106 180H107V182H106ZM8 181L12 182V183H16L15 186H13L12 183L9 184ZM122 181H123V183H122ZM48 182H50V184ZM89 182H91V181H89ZM99 182H100V184L104 183L103 184L104 187L107 183L109 185L107 184L106 185L107 187L105 189L102 186V184L99 185ZM168 182H169V184H172V181H168ZM1 183H2V185H1ZM85 183H86V181L83 182V184H85ZM88 183H86L85 186ZM114 183H115V181H114ZM65 185H67V187L65 188L67 191L62 192V191H65L62 189L65 187ZM88 185H90V184H88ZM88 185H87V187H88ZM50 186H52V187L50 188ZM94 187H96V186H94ZM49 193H50V195H49ZM51 193L56 194V195H53ZM46 194L49 195V197ZM68 194H70V193H68ZM53 198H55V199H53ZM68 199H70V198H68ZM102 199H103V201H102ZM104 199L106 200L105 204H103ZM9 201L10 202L13 201V202L9 203ZM55 202H58V203H55ZM62 202H63L64 208L67 209L66 211L67 212L70 211V212L66 213L65 209H60L61 208L60 206H62L61 205ZM151 202H152V204H151ZM57 204H60V205H57ZM100 209H101V211H100ZM170 213L172 215H170ZM4 220H5V223H4ZM99 220L101 221V223ZM62 221H65V220H62ZM59 222H61V219ZM68 222H69V224H68ZM171 224H173V226ZM5 225H8V227H9V228H7L8 229L6 231L7 233L4 232L5 230L3 231V229L6 227ZM170 225L172 227H170ZM164 227L165 228L167 227V229H165ZM89 228H94L95 232L92 231V233L88 236L89 239L85 240V239H83L84 238L83 232ZM176 228H177L178 232H177ZM158 229H160V230H158ZM161 230L165 231L166 234H165V232L162 233ZM14 233H16V234H14ZM171 233H173V234H171ZM176 233H178V235L180 236L179 237L180 240H178L177 243H176V241H177L176 239L178 238V235H175ZM9 234H11V236ZM58 234H57L56 238L58 239V237H59V239H61L60 237L62 236V233L60 236ZM167 234L175 236V238H174L175 240L173 239L174 244H171L173 246L168 245L169 243H166L165 246L160 245V243L162 244V243H165L164 241H168L167 240V237H168ZM180 234H182V233H180ZM13 235H16V236H13ZM37 236H36V239L38 238ZM176 236H177V238H176ZM13 237H14V240H12ZM163 237L166 239H163ZM172 237L169 236V240ZM83 240H84V242H83ZM73 242H77L76 246L74 245V247H72V249H70L68 252L64 253L63 251H64V249H66L65 246H68L67 244L71 245ZM175 245L180 246V247H176ZM164 247H166V248H164ZM188 249L190 250L192 248L188 247ZM165 255H167V254H165ZM166 257H168V256H166ZM95 258H97V259H95ZM56 260H59V261L57 262ZM13 261L14 260H12V262Z\"/></svg>",
    "mask_w": 264,
    "mask_h": 264
},
{
    "label": "clouds",
    "instance_id": "obj_3",
    "mask_svg": "<svg viewBox=\"0 0 264 264\" xmlns=\"http://www.w3.org/2000/svg\"><path fill=\"white\" fill-rule=\"evenodd\" d=\"M223 13L222 31L225 36H232L239 31L238 18L241 8L246 9L252 23L249 32L253 34L264 33V0H206ZM206 11H213L212 8Z\"/></svg>",
    "mask_w": 264,
    "mask_h": 264
},
{
    "label": "built area",
    "instance_id": "obj_4",
    "mask_svg": "<svg viewBox=\"0 0 264 264\" xmlns=\"http://www.w3.org/2000/svg\"><path fill=\"white\" fill-rule=\"evenodd\" d=\"M43 55L44 67H36L38 73L50 74L49 51ZM50 58V57H49ZM4 114L0 118V133L4 135L6 131H15L17 127H22L24 119L34 115V109L29 104V97L26 91L18 92L13 98L5 100Z\"/></svg>",
    "mask_w": 264,
    "mask_h": 264
}]
</instances>
